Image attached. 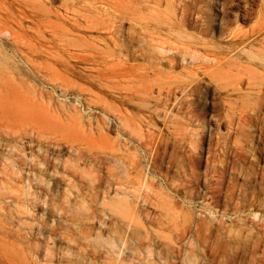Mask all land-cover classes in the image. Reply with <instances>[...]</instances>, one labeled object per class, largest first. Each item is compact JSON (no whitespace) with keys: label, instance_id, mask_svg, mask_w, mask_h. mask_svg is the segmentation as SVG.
I'll use <instances>...</instances> for the list:
<instances>
[{"label":"rangeland","instance_id":"1","mask_svg":"<svg viewBox=\"0 0 264 264\" xmlns=\"http://www.w3.org/2000/svg\"><path fill=\"white\" fill-rule=\"evenodd\" d=\"M0 44L50 114L0 110V264H264V0H0Z\"/></svg>","mask_w":264,"mask_h":264},{"label":"bare ground","instance_id":"2","mask_svg":"<svg viewBox=\"0 0 264 264\" xmlns=\"http://www.w3.org/2000/svg\"><path fill=\"white\" fill-rule=\"evenodd\" d=\"M14 54L15 53H11L0 44V110L6 114H19L23 109L27 111L29 109H37L44 115H50L49 108H47L41 100V91L43 88L39 87L37 81L15 61L13 58ZM260 56L262 57L264 54L258 53V57ZM25 64L31 67L28 61H26ZM43 68L49 69L46 66H40L36 69L31 68V71L38 75ZM42 83H45L43 79ZM3 116L0 115V126L7 123ZM20 121L21 120H15L10 123L12 125H18ZM117 211L124 217L130 215L129 206L125 201L118 204ZM215 246V242H212L211 239H205L204 242H202L201 252L189 253L183 258H180V256L173 260L166 256L165 253L157 252L154 248H151L149 255L144 258V260L138 261L137 263L133 262L132 264H237L240 252L236 245H231L230 248L223 250ZM251 262L252 264H257L255 253Z\"/></svg>","mask_w":264,"mask_h":264}]
</instances>
